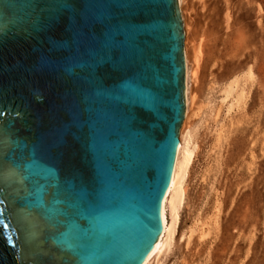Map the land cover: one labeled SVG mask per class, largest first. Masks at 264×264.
I'll list each match as a JSON object with an SVG mask.
<instances>
[{"label":"water","instance_id":"obj_1","mask_svg":"<svg viewBox=\"0 0 264 264\" xmlns=\"http://www.w3.org/2000/svg\"><path fill=\"white\" fill-rule=\"evenodd\" d=\"M178 0H0V264H144L186 111Z\"/></svg>","mask_w":264,"mask_h":264},{"label":"rangeland","instance_id":"obj_2","mask_svg":"<svg viewBox=\"0 0 264 264\" xmlns=\"http://www.w3.org/2000/svg\"><path fill=\"white\" fill-rule=\"evenodd\" d=\"M180 9L190 74L179 144L194 158L159 264H264V0H182ZM235 83L244 98L229 111L221 103Z\"/></svg>","mask_w":264,"mask_h":264},{"label":"bare ground","instance_id":"obj_3","mask_svg":"<svg viewBox=\"0 0 264 264\" xmlns=\"http://www.w3.org/2000/svg\"><path fill=\"white\" fill-rule=\"evenodd\" d=\"M179 6H182V0H178ZM186 58V57H185ZM189 68L186 63V102L187 105L189 103L188 100V85H189ZM239 88V85L236 83L228 88L226 91V97L222 101V106L228 108L229 111H233L236 109L244 98V94L242 91L239 92V96L236 97L234 93ZM194 153L189 149L188 142H181L178 146V152L175 162V168L173 173V178L171 181L170 188L167 192V195L164 199L163 204V225L164 230L158 241L156 249L152 252V254L147 258L144 264H159L160 256L168 251L172 246L177 229L179 227L180 222V213L184 206L185 202V182L186 176L189 170L190 165L193 162ZM207 227L203 226L199 230L202 232L207 231ZM198 232L197 229L191 231L189 238L193 237V234ZM209 234V233H208Z\"/></svg>","mask_w":264,"mask_h":264}]
</instances>
